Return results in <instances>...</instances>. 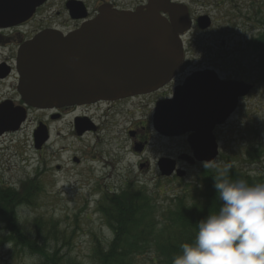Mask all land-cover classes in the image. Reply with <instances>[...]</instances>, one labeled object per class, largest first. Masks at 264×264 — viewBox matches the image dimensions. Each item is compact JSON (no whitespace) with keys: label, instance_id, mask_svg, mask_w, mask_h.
<instances>
[{"label":"rangeland","instance_id":"obj_1","mask_svg":"<svg viewBox=\"0 0 264 264\" xmlns=\"http://www.w3.org/2000/svg\"><path fill=\"white\" fill-rule=\"evenodd\" d=\"M186 2L194 12H207L213 17V28L201 35L197 43L199 51H205L209 56L204 64L210 65L223 79L244 78L255 85L253 92L242 99L238 110L219 130L220 156L214 163L189 168L187 176L181 180L161 178L157 168H136L137 157L132 156L131 142L127 141L124 131L118 133L122 136L118 146L113 143L99 152L107 161H115L112 168H102L98 161L91 164L88 159L81 168H74L71 158L79 157L78 144L65 137L53 139V143L46 145L42 152L35 151L30 140L31 126L0 141L2 183L13 185L32 182L33 178L37 180L34 184L32 182L34 191L33 200L31 197L29 200L30 207L19 208V218L13 224L17 229L21 226L27 228L31 242L43 246L48 254H57L60 264L96 263V250H103L114 239L106 223L103 201H109L121 191L131 190L134 194L146 195L144 202L148 203V209L144 218L148 220L150 213L149 219L157 223L160 230L164 220L173 212L174 200L180 197L189 203L194 197L201 196L197 183L202 171H220L224 165L230 164L236 171L252 177L262 176L264 82L259 70L262 52L257 44L264 36V0H227L225 4L224 0ZM222 41L225 42L223 47ZM218 54L223 56L222 65L216 61ZM94 110L89 111L91 116L96 113ZM141 112L135 113L134 117L147 120V112H144L145 115ZM38 118L35 115L33 119ZM113 132H117L116 127ZM88 141L93 142L91 138ZM151 145L156 151L165 147L156 139H152ZM129 182L131 185L127 186ZM19 206L14 204V207ZM166 210L170 212L168 215ZM1 224L0 220V241L4 242L5 232ZM11 240L19 242L20 237ZM13 244L0 243V264L40 263L29 252L16 251ZM139 249L144 250L143 247ZM148 258L147 255L143 259L138 256L134 261L137 264H152Z\"/></svg>","mask_w":264,"mask_h":264},{"label":"water","instance_id":"obj_2","mask_svg":"<svg viewBox=\"0 0 264 264\" xmlns=\"http://www.w3.org/2000/svg\"><path fill=\"white\" fill-rule=\"evenodd\" d=\"M43 1L0 0V27L26 21ZM159 9L169 14L170 23L159 15ZM100 12L75 33L63 36L46 31L22 46L15 68L18 92L28 106L59 109L89 105L149 93L171 81L183 57L180 35L190 26L185 7L168 0H150L144 10L135 13ZM217 78L214 71L196 72L174 90L172 101L158 104L152 122L165 136L196 130L200 141L192 147L196 157L205 162L217 155L212 129L225 123L239 97L252 88ZM43 128L34 135L36 150L48 139ZM5 131L6 121L0 119V135ZM171 165L160 166L163 176L175 171ZM175 174L181 177L184 172L176 170Z\"/></svg>","mask_w":264,"mask_h":264},{"label":"flooded vegetation","instance_id":"obj_3","mask_svg":"<svg viewBox=\"0 0 264 264\" xmlns=\"http://www.w3.org/2000/svg\"><path fill=\"white\" fill-rule=\"evenodd\" d=\"M168 1L183 5L187 10L190 22L189 30L180 38L183 43V58L175 77L161 90L114 101L101 100L89 104V106L82 105L59 109H35L28 106L18 92L19 75L15 68L21 47L41 32L50 30L67 35L95 19L102 10L131 13L137 9H144L150 0H45L28 20L10 27H0V119H5L6 128H8V131L0 136V141L6 137L20 134L24 131L23 129H28L30 126L32 127L30 140H32L36 129L44 127L48 140L38 152H42L46 145H51L53 139L65 137L78 144L77 156L79 157L72 156L71 158L74 168H81L87 159L91 164L100 162L102 168H112L115 166V161H107L99 155V152H103L101 149L108 145L111 147L113 143L114 146H118V143L122 141V136L118 133L124 131L127 141L131 142V154L137 157L136 168H160L158 165L160 159L173 161L175 168L184 169L185 172H188L189 168L204 166L206 163L197 160L193 153L192 143L197 145L200 140L196 130H190L179 137H165L157 134L151 124L154 117L153 112H155L158 104L161 102L168 103L172 100L174 90L184 84L194 73L212 69L210 65L204 64V60L209 56L205 51H199L197 43L201 35L213 28V17L207 12L197 10L194 12L186 0ZM225 2L227 0H224L223 4ZM158 13L170 22V16L167 12L159 9ZM202 18L203 20H201ZM205 25L207 27L202 28ZM222 43L225 44L223 41ZM222 43L221 47H223ZM222 57V54L215 57L218 65L223 64ZM241 81H245L244 78ZM92 108L96 109L94 111L97 114L91 116L90 110ZM140 111L144 115V112H147V120H137L134 117L135 113ZM35 115L39 117L36 120L33 119ZM22 117L24 120L18 131L12 132ZM115 127L116 133L113 132ZM219 129L220 127L216 126L213 130L215 141L218 144ZM90 138L92 143L88 141ZM152 139L165 144V147L156 151L155 148H152ZM32 147H34V140H32ZM150 148L153 150H149ZM152 152L155 154L150 156L149 154ZM98 157L101 159H97ZM56 168H60V166H56ZM15 189L20 190V207H30L26 200L32 196L33 188L27 182L11 185L10 183H2L0 180V220L18 218L19 216L17 207L13 205L15 202L12 201ZM3 227L5 234L10 232L9 226L4 225Z\"/></svg>","mask_w":264,"mask_h":264},{"label":"trees","instance_id":"obj_4","mask_svg":"<svg viewBox=\"0 0 264 264\" xmlns=\"http://www.w3.org/2000/svg\"><path fill=\"white\" fill-rule=\"evenodd\" d=\"M261 50L260 67L261 81L264 82V36L257 44ZM219 175V170H205L198 177V186L200 187L201 196L194 197L192 202L186 203L185 198L178 197L172 205L173 212H167L168 217L164 220V225L158 229L148 213V220L145 217L147 214L148 203L144 202L145 196L142 193H132L131 190L121 191L118 196L107 198L101 205L105 214L106 223L112 230L114 239L103 250L97 249L95 264H137L134 259L141 256H149L152 264H172L174 256L180 254L181 245L184 243H192L197 232V222L206 217L210 213L217 212L221 206L216 190L214 188L213 178ZM229 177L232 179H245L250 184L264 183V170L262 176L252 177L230 168ZM37 181L36 178L32 179ZM32 182L28 184L33 188ZM130 186V185H129ZM129 188V187H128ZM34 191V190H33ZM12 201L20 205L21 195L19 189H15ZM35 194V192H34ZM116 195V194H115ZM32 200L33 197L31 196ZM30 197L27 198L29 203ZM14 205V204H13ZM11 206V208L13 207ZM32 205V204H31ZM30 206V205H29ZM170 216V217H169ZM161 217V216H160ZM161 220V218H160ZM10 228V232L5 234L4 242L14 243L15 249L18 252H29L34 257L38 258L39 264H60L58 255L54 256L49 251L44 250L43 246L33 243L30 240L27 228L18 227L13 223L17 218H8L1 220ZM10 237V238H9ZM15 242L11 239L18 240ZM143 247V251L139 248Z\"/></svg>","mask_w":264,"mask_h":264},{"label":"clouds","instance_id":"obj_5","mask_svg":"<svg viewBox=\"0 0 264 264\" xmlns=\"http://www.w3.org/2000/svg\"><path fill=\"white\" fill-rule=\"evenodd\" d=\"M230 168L213 178L218 211L197 222L194 242L172 264H264V183L232 179Z\"/></svg>","mask_w":264,"mask_h":264}]
</instances>
